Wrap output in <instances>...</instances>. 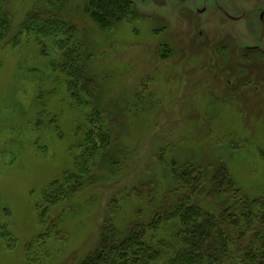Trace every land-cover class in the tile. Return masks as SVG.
Returning <instances> with one entry per match:
<instances>
[{
    "label": "rangeland",
    "instance_id": "obj_1",
    "mask_svg": "<svg viewBox=\"0 0 264 264\" xmlns=\"http://www.w3.org/2000/svg\"><path fill=\"white\" fill-rule=\"evenodd\" d=\"M43 1L10 0L11 37ZM66 1L110 144L80 171L95 107L79 106L53 71L54 40L41 39L48 57L29 34L0 47V264H79L106 220L123 234L139 211L149 220L175 199L174 164L194 163L208 176L225 164L244 195L264 197V42L245 40L244 23L241 39L232 21L199 14L204 0H128L131 15L107 32L84 14V0ZM255 2L225 0V9ZM65 173L83 182L50 206L45 192Z\"/></svg>",
    "mask_w": 264,
    "mask_h": 264
},
{
    "label": "trees",
    "instance_id": "obj_2",
    "mask_svg": "<svg viewBox=\"0 0 264 264\" xmlns=\"http://www.w3.org/2000/svg\"><path fill=\"white\" fill-rule=\"evenodd\" d=\"M84 1V14L102 32L119 26L132 13L128 0ZM9 3L0 0V47L29 34L39 40L42 54L48 57L42 40H54L57 60L51 63L53 71L65 78L67 90L79 106H93L96 87L87 67L90 56L78 39L77 27L65 14L67 1L44 0L26 14L14 37ZM91 115L90 129L78 147L82 149L77 160L81 172L88 156L95 151L106 153L112 135L100 123L96 107ZM171 175L177 188L170 196L175 199H166L149 220L139 211L138 219L123 234L112 219L106 220L98 247L79 264H264V197L244 195L225 164L217 165L209 176L194 163L174 164ZM62 177L45 192L50 206L72 195L83 182L71 173ZM73 179L72 185L66 183ZM49 208H43L42 214L47 215ZM166 228L170 237L163 232Z\"/></svg>",
    "mask_w": 264,
    "mask_h": 264
},
{
    "label": "flooded vegetation",
    "instance_id": "obj_3",
    "mask_svg": "<svg viewBox=\"0 0 264 264\" xmlns=\"http://www.w3.org/2000/svg\"><path fill=\"white\" fill-rule=\"evenodd\" d=\"M147 2L161 1V0H145ZM204 6L200 9L197 8L199 14H209V19L214 17V19H219L223 17L225 20H230L233 22L235 29L240 30L236 37L244 39V32L241 31L240 25L243 24V29L246 32L247 36H252L253 40L263 43L264 42V0H256L255 4L252 3L250 8L243 10L240 7H233L232 11L225 9V0H204ZM227 26V25H226ZM203 36V33H200ZM244 35V36H243ZM235 37V38H236ZM217 44H220L224 48L226 45L223 44V41H218ZM246 50L252 52L253 54H259L261 47L259 45L247 46ZM219 82L222 83V80L219 79ZM231 84V82H228Z\"/></svg>",
    "mask_w": 264,
    "mask_h": 264
}]
</instances>
